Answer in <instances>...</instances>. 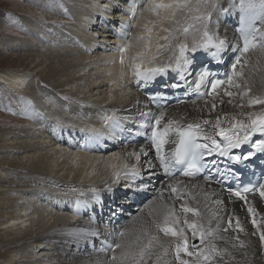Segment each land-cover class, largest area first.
I'll return each mask as SVG.
<instances>
[{
    "label": "snow or ice",
    "instance_id": "snow-or-ice-1",
    "mask_svg": "<svg viewBox=\"0 0 264 264\" xmlns=\"http://www.w3.org/2000/svg\"><path fill=\"white\" fill-rule=\"evenodd\" d=\"M201 7L204 11H201ZM232 7L234 6L223 7L215 0H201V3H197L194 8L192 0H151L148 5L147 10L157 19L151 22L153 28L145 26L144 31L148 36L134 37L136 40L144 41V51L132 58L133 75L139 87L146 86L157 76L167 75L168 69L171 68L178 73L179 80L165 87L184 90L185 95L192 92L198 97H211V111L217 109V98L220 96L221 88H223V96L230 98L227 101L229 104H233L232 97H239L240 101L248 97L247 107L253 108L259 105L260 110L241 113L246 119H239L236 116L229 119L227 114L216 116L212 135L202 127L212 123L209 119L202 118L199 122L182 125L180 121L168 118L165 111H160L158 115L151 111H141L139 115L145 122L137 126L135 135L145 136L151 142L155 149V161L159 162L158 167L163 170L168 182L162 184L160 188H153V181L159 179L160 173L153 159L141 163V156H149L144 146H141L139 151L134 150L126 154L127 157L134 158L137 163L125 162L117 168L112 174L113 183H118L122 176H131L132 180L125 184L126 190L137 193L154 190L158 195L144 205L149 211L147 218L139 220L138 226L107 233L111 239L102 240L98 249L99 252L104 253L105 259L97 261V264H245L247 261L248 244L239 237V233L245 232L239 218L228 216L225 227L224 217L219 214L225 202L213 198L218 194L196 184H186L176 178L177 174L193 178L198 173L208 171L217 172L227 179V173L231 170L218 168L219 161L215 157H222L233 164H239L250 160L256 152L264 153V139H253L257 133L264 137V97L251 95L252 88L247 82L248 76L244 71L249 61L242 60V57L257 49L264 53V0H259L258 5L254 0H240L239 8L242 15L237 30L243 40V47L233 49L240 55L235 56L230 65V72L224 73L225 78H218V74L211 72L206 65L196 69L197 54L209 56L217 65L225 63L224 55L230 45L226 38L212 30L213 12L207 9L211 8L227 16L231 13ZM129 10L130 18L134 19L137 12L136 4L132 3ZM194 12L198 15L193 16ZM181 17H183L182 21ZM157 26L163 35L157 37L156 55L164 50L170 51L172 55L166 63L158 67H143L146 55L150 51L151 34ZM121 27L124 29L128 25L122 24ZM190 35L193 37L191 45L187 42V37ZM118 50L122 53L120 63L123 64L125 60L123 54L128 51V46H120ZM193 73H195L194 78L189 80L188 77L193 76ZM179 81H183V84ZM202 89L206 90L202 91ZM150 99L155 101L157 97ZM193 103L195 104L196 101ZM219 103L222 105L223 99H220ZM205 104H208L207 100ZM235 106L243 108L245 105L239 103ZM225 120L230 125L228 128L222 127V121ZM105 121H110L113 128L120 127V122L114 117H105ZM172 134L175 138H172ZM167 144L174 145L168 152L165 151ZM245 145L254 151L247 153L241 151L239 154L232 152L234 149H242ZM137 180L140 181L138 184ZM204 180L210 184L212 176L205 175ZM106 189L112 191L109 185H106ZM227 190L230 196H236L240 200L246 201L242 193L250 192H258L260 197L264 198V183L258 187L249 185L238 190L229 187ZM72 191L76 189L73 188ZM166 191L169 193L167 198L164 196ZM169 200L172 201L171 204L168 203ZM177 202H179V210L176 208ZM143 211L142 208L141 212ZM248 212L256 229L252 235H259L260 246L264 249V227H261L255 218L259 213L251 205L248 206ZM233 220H235L234 228ZM230 230L236 233L230 238L234 241L231 243V248L221 247L217 242L222 241L227 245L229 237L223 233H229ZM87 234L93 237L100 235L95 230ZM235 252H240V259H237Z\"/></svg>",
    "mask_w": 264,
    "mask_h": 264
},
{
    "label": "bare ground",
    "instance_id": "bare-ground-1",
    "mask_svg": "<svg viewBox=\"0 0 264 264\" xmlns=\"http://www.w3.org/2000/svg\"><path fill=\"white\" fill-rule=\"evenodd\" d=\"M83 2H85V4L87 3L89 7L87 8L85 6H82L75 9V14L77 16L76 35L81 39V41H84V39H86L88 41V43H86L89 49H93L97 44L96 40H92L93 38H95L96 36H101L100 39L103 38L102 41H106L107 39H105V36L111 35L112 33L108 31H92L89 29L88 31L86 25L92 20L93 16L91 14L95 11L96 13L99 12L103 17H108L107 15H109L110 7L115 3L108 2V0H84ZM230 6L234 7H232V11L229 15L235 14L238 8L235 7L233 3L225 7ZM129 14L131 16V12ZM222 17L225 16L222 15ZM121 19L122 20L119 21L120 24L118 25V28H120L121 25L126 22V19L128 20V17L123 16V18ZM156 19V16L151 18L147 13L145 15H141L137 25L139 26V28L142 27L141 29L144 31L145 26L147 25V27L151 28L150 23L152 21H155ZM239 27L240 25H238L234 29L227 23L223 24L220 18V23L214 25L212 29L214 32H218L221 37L227 39L230 45L229 51L233 53L232 58H229L228 54L224 55V60L227 58L230 59V63L226 66L227 73L230 72V65L234 61L235 56L240 55L239 52H234L233 49L236 47H243V40L241 39L240 33L237 30ZM138 34L140 33L134 32V29L133 31H131V33L127 32V30H124L120 34V37L122 36L123 38L128 37L132 39L138 36ZM159 35L163 34L159 31V27L157 26L156 31H153L151 34L152 39L150 44V51L146 55L145 62L142 65L143 67H158L161 64L166 63L169 57L172 55L171 52H168L162 57L156 55V44L158 43L157 37ZM188 37L193 39L191 35ZM181 39H183V37H181ZM118 41L122 42L121 39H119ZM139 44V47L136 44H133L132 48L133 50L135 48L140 49L141 52H143L144 48H142L141 46L142 44L144 45V42H139ZM97 45L99 47H102L101 44ZM28 50L31 51L29 52L30 58H26V61L25 58L21 59L20 57H15L13 59L5 58L3 59V61L1 60L2 62L7 63L6 66H10L11 68L0 70V80L16 92L15 99L17 100H22L25 97H31L34 104H43L44 106L49 102L48 107L45 108L46 116L54 123V126L56 128H61V126L62 128H64L70 122L69 120L72 119L71 117H69V110L76 109H72L70 107V104L59 107L57 105V102H59V100L53 99L48 93H42L40 96H33V94L30 92L31 81H34L33 85L35 88H37V91H41L40 87L43 86L50 87V91L60 90L59 88L63 89V87L69 85H71V87L77 86L79 81L76 82V84H72V81L74 79H68L67 77L64 80V86H62L60 82L54 81V77L56 75L60 76L55 80H61L62 77L67 74V72H65L63 69L62 71H60L59 67L57 66V55L61 54L62 49H58L56 51H44L41 54V56H43L42 61L39 60V54L33 53V51H35V47H29ZM121 55L122 53H119L117 55H111L109 57L108 54L101 55L100 52L97 57H93L92 61L88 64H80L81 62L72 63L71 61L67 62V67L69 68L75 66L77 63H79L81 67L91 65L93 68L92 70H94L97 74L95 76L97 78L90 75L84 77L87 78L86 86L85 88L82 87L80 90H78L79 92L87 89L89 86H107L102 97L103 100H100L99 95L94 94L95 92L93 93V90L89 88V90L84 93L82 97L77 98L78 104L80 105V107H83V110H79L83 112L89 111L87 116L84 115L83 117H81L83 121L79 124V126H81L82 128L81 130H85L86 133H88L89 141L86 142V146L91 147L95 143L103 145L104 138H110L112 136V133L114 134V130L116 131V129L111 126L110 121H105V117H114L120 122V124L123 125L126 121H128L129 124L131 122L135 123L134 127H129L131 131L128 132V139L126 138L125 143L123 145H120L121 150L118 151V153L110 155L104 160L102 157L101 159L100 156L90 153L86 150L72 153L63 150L62 148L52 151V148L50 147V149H48L49 151H45L36 156L34 155V159H29L27 161L29 163L28 166L30 169L25 172V174H23L20 179H15L10 174L4 172V170L1 169V174H3L4 178L0 180V183H7V185H5L6 187L13 185L15 189L19 186L22 187L24 185H27L26 183H31L33 185L37 184L40 186L48 185L52 188L58 189L62 188L72 190L74 188L76 189V192L79 193L90 191V186L97 187L99 188V190H102L106 188L107 184L113 182L114 178L112 174L117 168L121 167L125 162L137 163L134 158L127 157V153H131L134 150L139 151L141 146H144L147 149L149 156H141V163H143L147 159H153L155 161V149L152 147L151 142L145 136L135 135L137 126L140 123L145 122L139 115L141 111H151L152 113L157 115L160 111H165L168 118H174L180 121L182 125H186L187 123L192 122H199L202 118L209 119L212 121V123L209 125H202V127L205 128L208 134L212 135L214 134L213 130L215 129L216 116H223L227 114L229 119L232 116H236L239 119H246V117L241 115V113L260 110L259 105H256L253 108L247 107L248 97H245L243 101H240L239 97H232L231 99L233 100V104H229L227 101L230 98L227 96H223V88L219 90L220 96L217 98V109L215 111L210 110L212 102L211 97H198L195 93L187 99L181 98L180 100H177L174 104L169 105L168 107H166V104L163 102H160L161 105L159 106L158 104L152 102L149 99L148 95L142 92L140 87H136V78L135 82H129L130 79L134 77L133 68L130 67H133L132 58L137 56V53L131 50L124 53L123 55L125 56V60L123 64L120 63ZM99 56L100 58H98ZM46 59H50L48 61L50 65L53 63L51 66H49L48 70V77H52L53 79L51 86H48L47 81H45L44 79L42 80L37 78L36 80H34V76L32 74V72L38 71V69L41 68ZM244 59L251 60L244 70L246 75L248 76L247 82L252 88L251 95L264 97V53H261L257 49L242 57V60ZM51 60H55L56 62H51ZM149 60H151L152 62L148 63ZM137 62L139 61L137 60ZM101 66H103V69L99 68ZM208 88H210V85H208ZM205 90L206 89H202V91ZM231 90L237 91L236 89ZM156 93L161 96L165 95V92L163 90L157 91ZM93 96H96L95 99H92L93 101L89 103L84 101L85 99L92 98ZM70 98L71 97L69 96L61 94V100L63 101H69ZM220 99H223L224 101L222 105L219 103ZM205 100L208 101L207 105L205 104ZM193 101H196V103L194 104ZM239 103H243L245 106L243 108L236 107L235 105ZM103 105L104 107H102ZM59 110H63V116L57 114V111ZM5 121L6 120H3L1 122L4 123ZM75 122L77 121L75 120ZM81 124L85 125L82 126ZM229 126L230 125L227 120L222 121V127L228 128ZM148 131L150 134V129H148ZM45 134L46 133L44 131H41V137L37 141L13 142L15 138L29 137L28 133L24 129H19L15 133L11 132V134L1 133L0 149H5V154L2 153L3 155H0V159H4L5 155L7 154L6 152L12 149L15 152V150L17 151L19 149L32 148L36 146L34 145V143L39 145L46 144L47 140H44ZM31 137L36 138L34 134H32ZM172 138H175L174 134H172ZM216 138L219 139V137ZM259 138L262 139V136H260ZM9 140L11 141L7 143V141ZM173 147L174 145L167 144L165 145V151L168 152ZM50 151L52 152L49 154ZM233 153L239 154L238 152ZM60 158L65 159L63 165H60L57 162L62 160ZM215 158L219 161L217 167L220 169H226L228 160L218 156ZM99 159H101L100 163H98ZM67 160H70L72 162L73 167L71 169L63 170L64 167H67ZM21 162L22 161L18 159L15 165L16 168L20 166ZM155 162L157 164V170L160 173V178L156 188H160L162 184H166L168 182V178L163 175V170L159 169V162ZM7 163V161L4 162V164ZM139 166L140 165H138V167ZM238 172L239 176L236 181H229L231 180L229 179L227 181L228 183L225 184H223L222 182L223 180H225L224 177L220 176L217 172L209 173V175L212 176L210 184H208L202 177L188 178L177 175L176 178L183 180L186 184H196L201 188H207L210 192L217 193L218 195L213 198L222 199L225 202L224 205L221 206L223 210L219 213L220 216L224 217V226L227 227V217L234 216L239 218L241 224L245 228L244 233H239L240 239L244 240L248 244V247L246 249V251L248 252V258L245 264H249V262L250 264H264V249H262L260 246L259 235H252V233L255 232L256 229L252 225V216L248 212L249 205L254 207L256 212L259 213V215H257L255 218L258 224H261V227H264V223H262L264 222V198H261L258 192H253L245 195L247 202L245 200H240L236 196H230L227 189L230 187L233 190H238L237 185L241 175L243 173H249V171L243 172V170H240ZM256 172L258 171L254 169L250 174H254ZM51 174H54V176L50 177ZM260 175L261 184L264 183V171ZM232 183L233 187L231 186ZM90 193H92V191L89 192V195ZM7 195H11L10 189L0 193L1 197L7 198ZM157 195L158 193L153 190L151 196L142 204H137L134 207L131 204V209H135L136 212L131 213L127 218L123 220V224L116 226L115 229L114 224L111 226H108L107 224L97 226L93 223L84 221L83 219H76L74 215L72 216V214L65 216H56L51 220L52 216L46 218L44 214L45 209L42 210L40 208L31 210L32 215L31 217L28 216L30 218L25 217L29 212H25L24 208L21 209V212H23V214L19 211H16L14 214L6 216V206L0 208V216H5L2 218L0 224L5 227L7 231L9 230L11 232L12 230L19 228L24 221L29 220V222L27 223L28 227L26 232L20 234L15 238L9 237L6 240L21 241L26 244L19 245L18 247H28L27 245H33L35 243H46L54 249V254H56L59 259L58 264H97V261L105 259L104 253L99 252L98 249L101 246L102 240L111 239L107 235V233L119 231L122 228H133L135 226H138L139 220H141L142 218H147L149 209L144 208V205L148 204V202ZM168 195L169 193L166 191L164 193L165 198H167ZM168 203L171 204L172 201L169 200ZM209 206L213 207L212 205ZM142 208L144 209L143 212H141ZM176 208L177 210H179V202H177ZM129 213L130 209L127 215ZM234 227L235 220H233V228ZM93 230L100 233L99 236H96V241L92 240L93 236L87 234L92 232ZM223 235L229 237V243L227 245H225L222 241H218L217 243L221 247L231 248V243L234 241H231L230 238L231 236L236 235V233L230 230L229 233H223ZM253 253L255 254L253 255ZM235 254L237 256V259H240V252H235ZM14 258H20V255H9L5 259L6 264H12L13 262H15Z\"/></svg>",
    "mask_w": 264,
    "mask_h": 264
},
{
    "label": "rangeland",
    "instance_id": "rangeland-1",
    "mask_svg": "<svg viewBox=\"0 0 264 264\" xmlns=\"http://www.w3.org/2000/svg\"><path fill=\"white\" fill-rule=\"evenodd\" d=\"M83 1L84 0H0V70L11 68L10 66H6L7 63L2 62L5 58L13 59L15 57H20L21 59L25 58L26 61V58L29 57V52H31L28 50L29 47H35L33 53L39 54V60L41 61L43 60L41 54L44 51H56L62 49L61 54L57 55V66L60 71L63 69L67 74L63 76L61 80H55L60 76L56 75L54 81L60 82L62 86H64L63 83L67 77L68 79H74L72 84H76V82L79 81L77 86L71 87V85H69L63 87V89L59 88L60 90L54 91H50L51 88L46 86L40 87L41 91H37V88L33 85L34 81H31L30 92L33 96H40L42 93H48L53 99L59 100V102H57L59 107L70 104L72 109H76L69 110V117L72 119L69 120L70 122L66 127L62 128L61 126V128H56L54 123L46 116L45 108L48 107L49 102L44 106L43 104H34L31 97L17 100L15 99L16 92L0 80V122L6 120L4 123L1 122L0 134H11V132L15 133L19 129H24L29 137L15 138L13 142L37 141L41 137L40 132L44 131L46 133L44 140H47V143L43 145L34 143L36 146L32 148L19 149L17 151L15 150V152L13 149L7 151L5 158L2 160L0 159V180L4 178L3 174H1V169L15 179H20L22 175L30 169L27 161L29 159H34V155L36 156L45 151H49L48 149H50V147L52 148V151L62 148L63 150L72 153L86 150L105 160L110 155L118 153V151L121 150L120 145L125 143L126 138L128 139L127 134L130 132L129 127L135 126L134 122L129 124V122L125 120V124H120L119 128H115L116 131L114 130V134L112 133L110 138H104L103 145L95 143L91 147L86 146V142L89 141L88 133H86L85 130L82 131L79 124L83 121L81 117L84 115L87 116L89 111L83 112L79 110L83 107H80L77 98L82 97L84 93L89 89H92L93 93L95 92L94 94H98L101 100L107 86H89V89L87 88L79 92L78 90L82 87L85 88L86 86L87 78L84 77L87 75L95 77L97 74L92 70L93 68L91 65L81 67L79 63H77L75 66L69 68L67 67V62L71 61L72 63L81 62L80 64H88L92 61L93 57H97L100 52L101 55L108 54L109 57L111 55L121 54L118 50L120 46H128L127 52L131 50L138 55L141 50L136 48L133 50L132 46L133 44H136L139 47V42L143 43L144 41L128 37L123 38L122 36L120 37V34L124 30L131 33L134 29V32L140 33L138 36H148V34L141 29L142 27L139 28L137 23L141 15L148 13L151 18L154 17L153 13L147 10L151 0H108V2L115 3L114 5H111L109 15H107L108 17H103L99 12L96 13L94 11L91 14L93 16L92 20L86 25L87 30H97L100 32L108 31L112 34L105 36V39H107L106 41H102L103 38L100 39L101 36L93 38L92 40H96L97 44L102 45V47H99L96 44L93 49H89L87 45L88 41L86 39L81 41L76 35L77 16L75 14V9L82 6L89 7L88 4H85ZM215 2L223 7L229 6L233 3L238 9L235 14L225 17H222L219 12L213 11L211 8L207 9L208 11L213 12V25L219 24L220 18L223 24L227 23L234 29L240 25L239 17L242 15L239 8L240 0H215ZM254 2L257 5L259 4V0H254ZM130 3H135L137 6L136 17L132 20L129 14ZM197 3H201V0H192V7L194 8ZM201 11H204L203 7H201ZM193 15H198V13L194 12ZM123 16L128 17V20H130L128 21L126 19L127 23H125L128 27L124 29H122V27L118 28V25L120 24L119 21L122 20L121 18H123ZM218 16L219 20H217ZM180 19L181 21L183 20L182 17ZM150 25L151 28L154 27L152 23H150ZM154 31H156V27L154 28ZM119 39H121L122 42L118 41ZM187 42L191 45L192 38L187 37ZM141 47L144 48V45L142 44ZM168 52L170 51L164 50L158 56L162 57ZM227 54L229 58H232L233 53H231L229 49L225 55ZM98 58H100V56ZM49 60L50 59H46L41 68H39L38 71L32 72V74L34 80L37 78L44 79L47 81L48 86H51L53 79L52 77H48V70L49 66L53 63L50 65L48 63ZM51 62L56 61L51 60ZM229 63L230 59L227 58L225 59V63L217 65L209 56L197 54L196 69L198 70L202 65H206L211 72L218 74V78L224 79V73H227L226 66ZM99 68L103 69V66ZM194 75L195 73H193V76L188 77V79L192 80ZM178 80V73L169 68L167 75L157 76L152 82L140 88L144 94L148 95L149 99L150 97H157L155 101L150 99L152 102L159 106L161 105L160 102H163L166 104V107H168L169 105L174 104L177 100H180L181 98L187 99L194 94L188 92V94L185 95L184 90L165 87V85H171ZM129 82H135V77L131 78ZM179 82L183 84V81ZM136 87H139L137 80ZM160 90L165 92L164 96L156 93ZM61 94L71 98L69 101H63L61 100ZM95 98L96 96H93L84 101L89 103ZM28 101L31 103L28 104ZM102 107H104V105ZM57 114L63 116L64 112L63 110H59L57 111ZM74 119L78 123L75 122ZM81 125L84 126L85 124ZM32 134H34L36 138H32ZM259 137L260 134L257 133L253 139L255 140ZM262 139L264 138L262 137ZM10 141L11 140L7 141V143ZM52 151H50L49 154ZM241 151L247 153L249 151H254V149L245 145L242 149L232 150V152L238 153ZM4 152L5 149H0V155H3L2 153ZM18 159L22 162L20 166L16 168L15 165ZM101 159L98 160V163H100ZM64 160L65 159H62L57 162L60 165H63ZM5 161L8 163L4 164ZM72 167V162L67 160V167H64L63 170L71 169ZM227 169H230L231 172L227 174L228 178L222 181L223 184L228 183L227 181L229 179H231L229 181H236L239 176L238 171L240 170H243V172L249 171L250 174L251 171L255 169L258 173L262 174L264 171V153L256 152L250 160L243 161L239 164H233L228 161L226 164V170ZM232 173H235V175H232ZM53 176L54 174L50 175V177ZM131 180L132 177L127 176L119 178L118 183L112 182L107 184L112 187L111 192L107 191L106 188L99 190L97 187L90 186V191L84 193L72 191L71 189L52 188L48 185H33L31 183H26L27 185L22 187L19 186L15 189L13 185L6 187L5 185H7V183H0V193L3 191L5 192L8 189L11 191V195H7V198L0 196V208L4 206L7 207L6 216L14 214L16 211L21 212V209L24 208L25 212H29L25 217H31V210L40 208L42 210L45 209L44 214L46 218L52 216L51 220L56 216L72 214L76 219H83L84 221L93 223L97 226L104 224L111 226L114 224L115 229L116 226L123 224V220L131 213L136 212L135 209H131V204L133 207L137 204H142L151 196L153 191L150 190L137 193L132 190H126L125 184ZM158 181L159 179L153 181L154 189L157 187ZM138 182L139 180H137V184ZM231 186L233 187V183ZM93 189L96 191L93 192ZM91 191L92 193L89 195V192ZM129 209L130 213L127 215ZM21 213L23 214V212ZM3 217L5 216H0V222ZM28 222L29 220L24 221L19 228L14 230L11 229V232L9 230L7 231L6 228L0 224V264H6L5 259L9 255L13 256V254L20 255V258H14L15 262L12 264H58V256L54 254V249L46 243H35L33 245H27L28 247H18L19 245L26 244L16 240H6L9 237L15 238L26 232ZM96 238L97 237H93L92 240L96 241Z\"/></svg>",
    "mask_w": 264,
    "mask_h": 264
}]
</instances>
